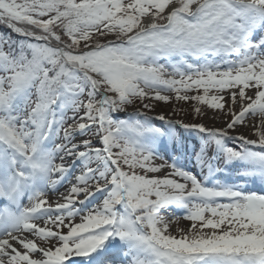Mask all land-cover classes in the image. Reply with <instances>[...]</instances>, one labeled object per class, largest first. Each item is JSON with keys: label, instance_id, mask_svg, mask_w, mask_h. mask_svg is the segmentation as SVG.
Here are the masks:
<instances>
[{"label": "snow or ice", "instance_id": "6c2138e0", "mask_svg": "<svg viewBox=\"0 0 264 264\" xmlns=\"http://www.w3.org/2000/svg\"><path fill=\"white\" fill-rule=\"evenodd\" d=\"M0 26V264H264V0H0Z\"/></svg>", "mask_w": 264, "mask_h": 264}, {"label": "rangeland", "instance_id": "374dc122", "mask_svg": "<svg viewBox=\"0 0 264 264\" xmlns=\"http://www.w3.org/2000/svg\"><path fill=\"white\" fill-rule=\"evenodd\" d=\"M181 107H184L185 108V112H180L179 109ZM173 108H176L177 109V114L175 116H173L172 118L175 119V120H185L186 122L187 121H192L193 120V115L191 114V111L190 109L188 108L187 105H183V104H163L161 103L158 107H157V112H163L166 116H167V112L168 111H171ZM134 108L132 107H129L128 108V111L131 112L133 111ZM150 115H155L156 113H149ZM121 117L123 116V113L119 114ZM212 115H214L213 112L209 111L207 116L204 117L202 119V122L204 123H207L208 124V117H211ZM160 161H157V163H159ZM251 187H255V188H259L258 185H255V186H252L250 185ZM190 222L187 221L186 219H184L183 217L179 220V226L181 227H186ZM173 229L176 227V225H172Z\"/></svg>", "mask_w": 264, "mask_h": 264}, {"label": "bare ground", "instance_id": "6f19581e", "mask_svg": "<svg viewBox=\"0 0 264 264\" xmlns=\"http://www.w3.org/2000/svg\"><path fill=\"white\" fill-rule=\"evenodd\" d=\"M171 115V111H168L167 112V116H170ZM208 124H212L213 123V121L212 120H210V119H208ZM167 215V214H166Z\"/></svg>", "mask_w": 264, "mask_h": 264}, {"label": "trees", "instance_id": "16d2710c", "mask_svg": "<svg viewBox=\"0 0 264 264\" xmlns=\"http://www.w3.org/2000/svg\"><path fill=\"white\" fill-rule=\"evenodd\" d=\"M8 30L4 28L3 26H0V32H7Z\"/></svg>", "mask_w": 264, "mask_h": 264}]
</instances>
